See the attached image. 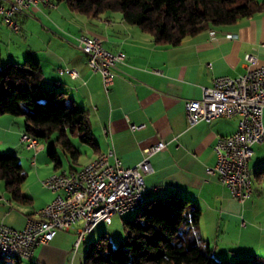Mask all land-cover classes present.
<instances>
[{
    "label": "crops",
    "instance_id": "crops-1",
    "mask_svg": "<svg viewBox=\"0 0 264 264\" xmlns=\"http://www.w3.org/2000/svg\"><path fill=\"white\" fill-rule=\"evenodd\" d=\"M52 1L54 8L39 3L17 13V31L0 16L1 61H38L42 85L65 92L76 107L87 112L95 146L87 144L84 148V142L75 146L71 142L80 152L73 161L77 163L81 155L85 158L77 168L70 169L81 168L110 148L123 166L131 167L143 159L147 147L163 141L165 148L149 158L145 200H164L174 194L198 207L201 216L197 231L217 259L264 257V142L252 146V193L239 203L217 173L208 172L216 162L213 146L217 137L232 134L238 118L220 117L189 126L184 107L186 100L200 98L202 87L211 86L215 77H236L245 72L246 65L264 67V9L229 25L202 29L171 46L156 43L149 34L127 23L119 12L85 17L63 1ZM80 34L96 36L109 51L124 54L123 62L113 70L114 80L108 91L103 89L100 74L91 70L87 55L75 44ZM246 55L254 61H246ZM66 67L75 69L78 76L72 78L58 71ZM130 125L142 126L131 129ZM23 133L21 118L0 116V147L15 153L19 160L34 154L20 142ZM61 165H53V169ZM30 174L34 175L32 186L30 182L21 186L29 202L18 203L0 189V223L22 229L27 217L55 196L42 184L50 174L42 178L35 165ZM95 226L84 235L76 251L75 230L58 231L48 243L35 248L31 259L6 257L0 264H22V260L27 264H82L86 246L104 232Z\"/></svg>",
    "mask_w": 264,
    "mask_h": 264
},
{
    "label": "trees",
    "instance_id": "trees-1",
    "mask_svg": "<svg viewBox=\"0 0 264 264\" xmlns=\"http://www.w3.org/2000/svg\"><path fill=\"white\" fill-rule=\"evenodd\" d=\"M58 1L85 17L119 12L127 23L149 34L156 43L171 46L202 29L229 25L264 9V3L258 0ZM4 114L23 116L24 133L37 140L55 136L48 150L54 167L61 164L55 147L72 160L80 155L70 137L95 146L87 112L76 107L65 92L42 85L39 62L26 59L22 64L2 65L0 48V116ZM25 178L17 155L0 153V180L18 203L30 201L21 191ZM200 216L198 207L174 194L164 200L144 199L136 215L124 222L125 239L113 246L102 233L87 246L82 264H264V257H242L235 262L215 258L211 246L197 231Z\"/></svg>",
    "mask_w": 264,
    "mask_h": 264
},
{
    "label": "built area",
    "instance_id": "built-area-1",
    "mask_svg": "<svg viewBox=\"0 0 264 264\" xmlns=\"http://www.w3.org/2000/svg\"><path fill=\"white\" fill-rule=\"evenodd\" d=\"M43 3L54 8L51 0H0V16L10 29L17 31L19 24L14 16ZM76 46L88 59L93 72L99 73L102 86L108 91L114 80L116 65L122 63L124 54L106 49L100 38L86 34L75 37ZM246 61H254L251 55ZM75 78V69H58ZM189 126L210 122L216 118L237 117L236 130L227 136L217 137L213 150L216 162L208 168L217 173L219 181L239 203L248 199L252 189L248 184L249 160L252 146L264 142V67H249L236 77L218 76L212 85L202 87L201 97L184 103ZM142 125H130L131 129ZM20 142L36 148L38 140L23 133ZM165 142L147 147L143 159L134 166L125 167L113 149L104 152L101 160H92L90 169H69L59 179L42 180V184L55 192L53 199L26 219L22 229L0 223V252L15 249L23 259H31L38 245L46 244L58 231L75 230L74 251L84 235L99 222L110 223L115 215L121 216L138 205L144 197L145 174L151 171L149 158L165 148ZM34 163V161H32Z\"/></svg>",
    "mask_w": 264,
    "mask_h": 264
},
{
    "label": "rangeland",
    "instance_id": "rangeland-1",
    "mask_svg": "<svg viewBox=\"0 0 264 264\" xmlns=\"http://www.w3.org/2000/svg\"><path fill=\"white\" fill-rule=\"evenodd\" d=\"M23 61H21L20 64H22ZM2 65H5L7 63H5L4 61H1ZM19 118H21L24 121L23 116H17ZM21 137V135H20ZM19 137V139H20ZM54 135L50 138L47 137H42L38 139V145L37 148H34L32 151V153H34L33 155H35V161L33 159V155L31 156H27L25 159L23 160H19L23 171L26 173V178L24 180V182L22 183L23 186H25L27 183H29V186H32V181L34 179V175L30 174V170L34 169V165L36 168H40V174L41 177H45L48 174H52V172L54 173V171H60V170H69L71 166L72 168H77L78 165L80 163H82L83 159L85 158L83 155H81L77 161V163L75 161H73L70 157L65 156V154L62 152V150L59 147H55V151L57 152V157L58 159L62 162V165L54 170L53 169V162L50 159L49 155H48V150L51 147L52 144V140L54 139ZM70 141L73 143V145H77L79 142L78 138H74V137H70ZM25 145V144H24ZM84 148H88L87 144H83ZM4 148L0 147V153H7V151H3ZM32 161H34V163H32ZM85 165V164H84ZM83 165V166H84ZM77 170V169H75ZM39 180V179H38ZM0 189L1 190H5L4 189V184L3 181L0 180ZM138 210L135 211H131V212H126L123 213L121 216L115 215L112 217V222L111 223H105L104 221L99 222L95 227L101 228L104 230L103 233H105L107 239L110 241V243H112L113 246H117L121 241H123L126 237L125 234V230H124V222L131 220L137 213ZM92 233V232H91ZM102 233H99L96 241L99 239V237L101 236ZM87 248V246H86ZM83 252V259H84V254H85V250ZM242 258V257H240ZM8 259V258H7ZM239 258L236 259V261ZM220 260V259H218ZM83 262V261H82ZM235 262V261H233ZM22 264H27V262H25V260L21 261Z\"/></svg>",
    "mask_w": 264,
    "mask_h": 264
},
{
    "label": "bare ground",
    "instance_id": "bare-ground-1",
    "mask_svg": "<svg viewBox=\"0 0 264 264\" xmlns=\"http://www.w3.org/2000/svg\"><path fill=\"white\" fill-rule=\"evenodd\" d=\"M103 155H104V152L100 153L99 155H97L93 159L94 160H101ZM90 167H92V160L88 161L84 166L81 167V169H90ZM63 172H65V170H60L58 172H54V173L50 174V179H59V177L62 176ZM248 184L250 186V189H252V179L250 176V172H249V176H248ZM144 199L145 198H141L139 200L138 205L134 206V208H130L129 212L135 211V210H138L139 208H141L144 204ZM6 257L7 258L23 259V255L20 254V252L18 250H15V249H5L4 251L0 252V259L6 258Z\"/></svg>",
    "mask_w": 264,
    "mask_h": 264
}]
</instances>
